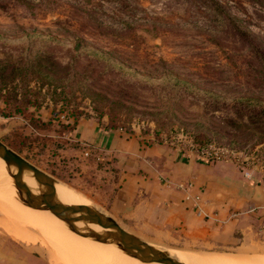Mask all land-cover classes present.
<instances>
[{"label":"rangeland","instance_id":"1","mask_svg":"<svg viewBox=\"0 0 264 264\" xmlns=\"http://www.w3.org/2000/svg\"><path fill=\"white\" fill-rule=\"evenodd\" d=\"M220 1L256 34L264 52V0ZM204 11L201 0H0V58L45 55L42 74L30 81L41 84L37 104L26 102L21 112L8 115L12 104L0 98V139L17 141L22 148L16 151L81 203L94 204L93 189L66 165L59 149L70 141L71 129L63 125L74 127L78 119L90 117L105 126L115 121L123 125L120 129L152 139L174 136L195 144L196 136L216 145L234 143L248 158L256 183L264 186V65L229 28L216 34L211 29L216 22ZM77 41L83 46L78 52L73 50ZM78 56L85 84L53 80L69 76L68 66L63 72L61 65ZM8 200L0 193V235L19 239L52 264H63L49 257L54 251L67 257L49 239L65 246L66 241ZM181 251L264 264V242L232 252ZM76 259L70 257L67 264Z\"/></svg>","mask_w":264,"mask_h":264},{"label":"crops","instance_id":"2","mask_svg":"<svg viewBox=\"0 0 264 264\" xmlns=\"http://www.w3.org/2000/svg\"><path fill=\"white\" fill-rule=\"evenodd\" d=\"M67 137L59 150L91 185L94 205L143 239L206 252L264 242V186L256 173L247 178L233 162L203 161L163 138L109 128L91 117L78 119ZM0 264L52 263L19 239L0 235Z\"/></svg>","mask_w":264,"mask_h":264},{"label":"water","instance_id":"3","mask_svg":"<svg viewBox=\"0 0 264 264\" xmlns=\"http://www.w3.org/2000/svg\"><path fill=\"white\" fill-rule=\"evenodd\" d=\"M0 157L5 161V171L14 175L18 187L15 197L23 202L37 201L38 207L51 211L65 227L88 235L94 240L116 244L121 251L142 261L157 260L165 264H188L171 254L170 248L149 242L123 228L111 215L97 208L93 203H70L56 195L59 182L50 173L30 162L18 151L0 139ZM30 172L35 184L26 185L21 174ZM60 185V184H59ZM80 222V225L77 224ZM96 222L99 227H89Z\"/></svg>","mask_w":264,"mask_h":264},{"label":"bare ground","instance_id":"4","mask_svg":"<svg viewBox=\"0 0 264 264\" xmlns=\"http://www.w3.org/2000/svg\"><path fill=\"white\" fill-rule=\"evenodd\" d=\"M5 164H6L5 161L0 157V184L6 183L8 186V187L6 186L7 187L6 189H3L5 191L8 190V193L2 191V189H0V193L5 194V196L9 199L7 203L10 201L12 204L16 205L17 208L19 207V209L29 213L31 217H36L43 226H45L55 235L66 241L67 247L63 243L58 242L57 239L54 238L49 239L50 243L54 245L58 244L61 250L63 249L65 254L67 255V257L64 256L65 258L63 256L60 257L57 255H61V253L54 251V253H51L49 255V257L52 258V261H56L58 263L63 262V264H67L68 263L67 260L69 261L70 257H77L76 261H74L75 264H165L157 260L142 261L136 257H132L130 255L125 254L124 252L121 251V248L116 244H111L109 242H103L100 240H94L88 235L77 233L65 227L61 220L47 216L48 214H50L56 217L51 211L39 208L37 201L25 202V203L23 202L24 204H27L28 206L31 207L24 209V207H22V204L20 203V200L15 197L18 191V187L14 183L15 176L5 171V167H4ZM21 179L25 182L26 185L29 186L35 184L36 181L34 177L30 176V172L27 171H24L21 174ZM64 191L66 192L67 190L64 189L63 186L59 184L56 185V195L58 198L70 203L80 202L79 197H77L72 193L66 195ZM17 200H19V202ZM82 203H87V202H82ZM34 209L41 213H45L47 215L42 216V214L40 213L37 214V212L34 211ZM77 224L80 225V222H77ZM89 227L98 228L99 225L96 222H92L89 224ZM18 237L20 239L30 240V238L26 235H18ZM61 245L63 247H61ZM58 249L59 248H57V250ZM170 252L173 256H175L176 258L182 261L187 262L188 264H241L236 259L223 257L222 255L219 256L214 255V253L212 255L210 254L206 255L204 253L181 251V250H172ZM249 261L247 260L245 263ZM258 264L261 263L259 262Z\"/></svg>","mask_w":264,"mask_h":264},{"label":"trees","instance_id":"5","mask_svg":"<svg viewBox=\"0 0 264 264\" xmlns=\"http://www.w3.org/2000/svg\"><path fill=\"white\" fill-rule=\"evenodd\" d=\"M203 3V8L206 9L204 14H206L207 18H211L216 22L217 28H211L215 31L216 34H221L225 28H229V30L233 31L235 35L240 37L243 41L245 40L248 45L255 52V56L258 60L264 65V52L262 50L263 45L262 41L256 36V34L245 24L242 19L235 14L228 11L224 4L220 0H201ZM124 30V29H123ZM123 36V35H122ZM83 47L79 41L74 43L73 50L76 52ZM95 51V50H94ZM97 52V49L96 51ZM45 57L41 53H35V56L30 57L29 59H24L23 57L20 59H10L4 61L0 58V98L3 99L6 105L12 104V109L8 113V115L13 112H21L23 105L27 103H38V93H40L41 84L38 86L30 85V81L35 76L38 78V74H42V65H41V57ZM79 58L75 57L73 61L66 62L61 65L63 72L68 66V70L70 72L69 76L65 75H56L53 76L50 74V77L53 76V80L61 81L64 78L71 80L68 82L69 84L76 82H87L86 72L79 71L77 69V62H79ZM46 59V58H44ZM85 70V69H84ZM49 75V73H47ZM34 76V77H33ZM95 80L91 79L90 85H95ZM28 93L32 94L34 98L27 97ZM183 95H180L181 98ZM64 128L72 129L73 125H66ZM106 127L109 128H118L123 127L122 124H117L115 121H107ZM157 135L159 132L156 133ZM195 144L202 145L211 142L200 140L196 136H194ZM8 144L16 149H21V145L18 144L17 141L9 140ZM221 145L228 146L232 149L238 150L234 143L229 142H221Z\"/></svg>","mask_w":264,"mask_h":264},{"label":"built area","instance_id":"6","mask_svg":"<svg viewBox=\"0 0 264 264\" xmlns=\"http://www.w3.org/2000/svg\"><path fill=\"white\" fill-rule=\"evenodd\" d=\"M172 144H177L182 147L187 148L192 152L198 159L203 161H230L235 163L240 169L244 170V175L249 178L252 176V172L249 170V160L246 157H242L239 151L232 149L230 147L216 145L215 143H206L202 145L194 144L188 139H178L177 137L170 136L167 138ZM87 153V152H86ZM179 187L186 189L190 187V184H179ZM189 197V195L187 196ZM194 202L197 203L198 196H194ZM201 209L198 208V212ZM264 227V218H263Z\"/></svg>","mask_w":264,"mask_h":264}]
</instances>
